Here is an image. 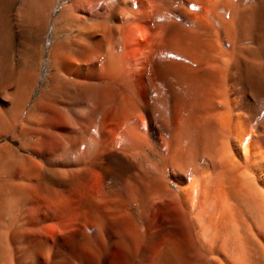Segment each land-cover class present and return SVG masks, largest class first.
Wrapping results in <instances>:
<instances>
[{"label": "rangeland", "instance_id": "1", "mask_svg": "<svg viewBox=\"0 0 264 264\" xmlns=\"http://www.w3.org/2000/svg\"><path fill=\"white\" fill-rule=\"evenodd\" d=\"M68 3L60 2L51 13L43 35L41 72L27 108L47 87L52 72L48 58L54 39L53 20ZM187 6V131L172 129L167 116L158 117L147 130L137 132L132 144L106 149L104 153L110 157L102 160L94 159L97 146L88 149L77 144L70 149L53 129L39 134L38 141L28 133L24 135L17 123L15 133L21 132V137L8 134L0 138V146L7 144L12 149L10 159L0 158V264H9L8 248L12 264H264V221L263 226H255L256 218L241 197L243 189L235 188L247 166L234 147L233 131L239 114L264 152V0H188ZM162 7L166 11L171 6L165 2ZM161 22L153 25L158 28ZM119 41L117 36L111 43L117 47ZM20 49L22 57L24 50ZM6 50L16 63V50L9 40ZM96 50L92 45L90 51L98 56ZM91 57L97 67L98 57L92 53ZM96 67L95 83L112 84L113 88L122 84V77L106 79L100 74L101 65ZM163 72L168 74L167 69ZM7 78L0 73V88L7 84ZM67 120L64 134L76 141L98 124L80 112ZM158 138L165 143L157 142ZM253 142L251 139L246 144L249 152ZM28 159L51 168L60 183L53 185L59 190L57 195L38 191L24 203L18 189L9 185L8 173H20ZM221 173L231 177L218 180ZM255 175L259 179L253 188L264 193V183ZM193 181L194 194L203 195L194 202L201 206L199 223L213 242L211 247L198 236L199 224L194 229L188 219L184 222L178 211L181 203L179 206L167 196ZM251 185L245 182L243 192H249ZM259 197L263 205L258 215L264 220V196Z\"/></svg>", "mask_w": 264, "mask_h": 264}, {"label": "bare ground", "instance_id": "2", "mask_svg": "<svg viewBox=\"0 0 264 264\" xmlns=\"http://www.w3.org/2000/svg\"><path fill=\"white\" fill-rule=\"evenodd\" d=\"M65 1L69 3L61 5L57 17L53 20L54 39L48 58L52 72L47 78V87L41 90L34 104L27 108L26 105L41 72L45 42L43 35L52 11L57 4ZM165 2L171 6L166 11L162 7ZM187 2L188 0H0V73L8 77L7 84L0 88V138L8 134L19 138L28 133L32 138L41 141L39 139L41 136L38 138V135L49 133L48 131L53 129L60 133L62 143L70 149L76 148L77 144L88 149L97 146L99 152L93 157L102 160L110 157L104 153L106 149L132 144L136 140L137 132L148 129L152 121L158 117L167 116L172 129L177 128L182 133L187 131ZM161 20L159 30L153 24ZM147 25L150 27L148 30ZM72 32L74 34L68 36ZM61 33L64 35L59 36ZM106 33L109 34L108 38L105 36ZM117 36L120 37V41L119 46L115 47L111 42ZM8 40L16 50V63L13 57L9 58V52L6 50ZM92 45L98 49L96 50L98 56L90 51ZM20 48L24 50L22 57ZM91 53L95 58L98 57L100 64L98 62L97 64L102 68L100 74L112 81L122 77L124 80L121 85L113 88L112 84L100 85L93 81L96 66L92 63ZM163 68L167 69V75L163 74ZM233 107L235 108V105ZM77 112L85 115L90 122L92 119L97 120L98 124L93 129L87 127L85 137L76 141L75 137L73 140L64 133L68 131L65 126L67 119ZM238 115L234 121V147L246 163L248 172L243 175V180L241 179L239 184L242 186L248 182L252 187L248 188L249 192L244 193L243 186H234L236 189H243L244 192L240 190L244 195L241 197L245 198L252 216L256 218L255 226L257 224L263 226L264 220L258 213L259 207L263 205V200L260 201L259 196L261 194L263 197L264 193L259 194V191L253 188V183H257L256 173L264 183V152L262 144L257 139L255 140L258 142H255L252 138L254 135L249 133L247 121ZM17 123L21 124L23 134L15 133ZM26 125H31L27 127L28 131ZM251 139L254 146L252 152H249L246 146ZM157 142L165 143V140L158 138ZM24 144L25 142H22V147L27 148ZM240 145L242 149H239ZM11 155L12 149L9 145L0 146V158L10 159ZM21 167L20 173L10 171L7 181L11 187L18 189L24 203L38 191L54 194L59 191L53 185L58 186L60 183L52 175L49 166L32 160ZM104 168L108 173L107 166ZM221 174L216 177L218 180L231 177ZM15 178L18 181L17 179L14 181ZM195 183L193 181L177 194L167 196L179 206L182 205L178 211L184 222L188 219L193 227L199 224L198 236L205 239V242L208 241L211 247L214 244L211 245L213 242L206 237L199 223L198 210L201 206L194 200L197 198L198 201L203 195L194 194ZM7 192L9 193L8 189ZM7 201L8 199L5 202ZM195 209L197 211L193 215ZM258 232L256 231L257 235ZM188 233H191L189 225ZM6 251L9 254L7 258H10L8 263L12 264L11 249L8 248Z\"/></svg>", "mask_w": 264, "mask_h": 264}]
</instances>
